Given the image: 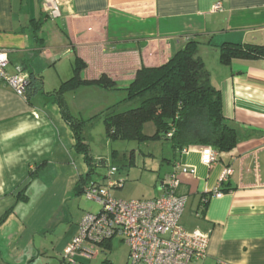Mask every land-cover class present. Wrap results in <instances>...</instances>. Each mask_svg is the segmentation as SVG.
I'll use <instances>...</instances> for the list:
<instances>
[{
    "label": "crops",
    "instance_id": "obj_1",
    "mask_svg": "<svg viewBox=\"0 0 264 264\" xmlns=\"http://www.w3.org/2000/svg\"><path fill=\"white\" fill-rule=\"evenodd\" d=\"M189 38L201 42L199 55L238 143L211 167L201 162L202 146L185 153L169 144L151 168V199L164 193L176 166L194 167V175H180L178 193L187 197L180 225L209 231L210 239L207 256L189 264H264V58L220 61L224 44L264 45V0H65L56 19L43 0H0L7 69L23 65L32 74L26 96L0 83V264H128V246L115 239L96 245L91 257L65 256L84 216L73 210L83 183H100L85 173L59 103L82 121L103 119L140 69L167 63ZM76 60L85 65L82 79L107 75L117 89L87 84L58 94ZM108 178L111 189L123 187V175Z\"/></svg>",
    "mask_w": 264,
    "mask_h": 264
},
{
    "label": "trees",
    "instance_id": "obj_2",
    "mask_svg": "<svg viewBox=\"0 0 264 264\" xmlns=\"http://www.w3.org/2000/svg\"><path fill=\"white\" fill-rule=\"evenodd\" d=\"M200 44L198 39L189 38L167 63L153 68L143 67L137 72L134 81L124 89V98L101 114L110 138L162 140L180 152L194 146H212L219 153L236 147L237 130L223 114L221 92L212 84L211 73L199 55ZM239 58H264V45L228 43L220 48L222 63ZM84 66L83 62L75 61L74 75L62 83L58 94L87 84L117 89L107 75L97 81L82 79L80 72ZM30 75L32 77L31 72ZM124 101L132 104L118 109L117 106ZM135 101L139 103L135 104ZM59 104L73 130L75 146L83 152L91 171L93 163L89 147L82 142L80 131L75 126L86 121L76 118L63 100ZM151 121L154 122L155 133L147 135L143 129Z\"/></svg>",
    "mask_w": 264,
    "mask_h": 264
},
{
    "label": "built area",
    "instance_id": "obj_3",
    "mask_svg": "<svg viewBox=\"0 0 264 264\" xmlns=\"http://www.w3.org/2000/svg\"><path fill=\"white\" fill-rule=\"evenodd\" d=\"M64 2L43 0L47 15L51 19L61 16ZM213 8L220 9V3ZM8 65V52L0 49V83L9 85L18 95L26 96L30 72L23 65H18L15 72L10 73ZM190 149L185 148L183 152H189ZM218 157L219 152L212 146H202L201 162L204 165L211 167ZM178 168L176 166L167 175L164 193L149 200L116 199L110 194L114 185L111 182L107 188L96 183L84 184L83 194L98 202L100 209L97 213L89 212L83 217L80 232L66 249V258L72 260L82 253L91 257L96 245L119 238L128 246V264H189L203 260L207 256L210 232L189 231L180 225L187 201L185 195L178 193L180 175H194L196 171L194 167ZM115 172L116 169H112L108 175Z\"/></svg>",
    "mask_w": 264,
    "mask_h": 264
},
{
    "label": "rangeland",
    "instance_id": "obj_4",
    "mask_svg": "<svg viewBox=\"0 0 264 264\" xmlns=\"http://www.w3.org/2000/svg\"><path fill=\"white\" fill-rule=\"evenodd\" d=\"M75 126L80 131L82 142L88 145L92 158V170L90 171V167L87 166L85 172L89 173L91 178L89 180H94L107 188L109 185L108 174L110 170L116 169V175H123L124 178L121 180H125V182L122 188H112L111 196L122 200H149L153 197L157 179L151 174L157 175V172L155 170L151 172V168L158 164L157 161H162L166 153L170 151L171 144L169 142L110 138L102 118L93 121L89 119L85 124H76ZM143 131L147 135L153 134L155 131L154 122H147ZM83 157L78 155V158L84 163ZM101 161H105V164H101ZM99 209V203L89 199L86 194L75 202L73 207L74 212L81 211L80 214L83 213L84 216L89 212L97 213ZM114 244L124 247L119 238H115ZM119 254L120 249L116 251V255Z\"/></svg>",
    "mask_w": 264,
    "mask_h": 264
}]
</instances>
